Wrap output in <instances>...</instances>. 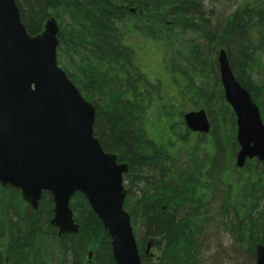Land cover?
I'll return each instance as SVG.
<instances>
[{"label": "trees", "instance_id": "16d2710c", "mask_svg": "<svg viewBox=\"0 0 264 264\" xmlns=\"http://www.w3.org/2000/svg\"><path fill=\"white\" fill-rule=\"evenodd\" d=\"M15 3L30 36L39 34L50 17L58 22V65L93 104L94 135L102 149L127 165L124 209L132 227L137 223L141 228L139 236L133 228L141 264H203L202 238L211 230V197L219 188L223 198L217 216L226 221L227 230L234 229L251 254L256 244L264 245V169L253 160L240 171L234 165V115L218 84L217 64L224 49L264 123V76L258 73L264 54V0H242L215 24L206 20L202 0ZM188 29L193 38L174 47ZM142 31L152 38L139 39L134 43L138 49L129 46ZM151 43H156L154 51ZM158 48L157 69L145 72L149 51ZM134 50L142 51V69ZM198 109L211 120L206 149L192 139L205 135L192 134L183 122L185 112ZM149 110L157 115L158 132L169 138L167 146L149 136ZM176 136L188 145L185 152L175 148ZM70 208L79 231L59 237L49 225L53 203L46 192L33 211L19 191L0 186V264H51L55 259L63 264L67 257L70 264H115L110 238L86 198L75 193ZM149 242L155 250L146 255Z\"/></svg>", "mask_w": 264, "mask_h": 264}, {"label": "water", "instance_id": "95a60500", "mask_svg": "<svg viewBox=\"0 0 264 264\" xmlns=\"http://www.w3.org/2000/svg\"><path fill=\"white\" fill-rule=\"evenodd\" d=\"M59 26L46 20L30 36L15 0H0V186L20 192L33 211L42 194L50 195L49 224L58 236L77 234L70 199L82 194L110 238L115 264H141L124 209L127 165L105 152L94 135L95 108L57 64ZM224 99L236 124L239 150L235 166L264 162V123L258 106L234 76L224 49L217 55ZM185 126L207 134L205 110L186 112ZM150 245H148L149 248ZM254 264H264V246L254 247Z\"/></svg>", "mask_w": 264, "mask_h": 264}, {"label": "rangeland", "instance_id": "374dc122", "mask_svg": "<svg viewBox=\"0 0 264 264\" xmlns=\"http://www.w3.org/2000/svg\"><path fill=\"white\" fill-rule=\"evenodd\" d=\"M203 1V5H204V11L206 14L205 17L207 18L206 20L209 23L215 24L216 20L219 19L220 15L226 16L228 13L232 12L235 7L241 3L242 0H202ZM210 11H213V14L210 13ZM142 15V14H140ZM211 24V25H212ZM161 31H158V33ZM185 33L180 36L179 33H177L178 36V43L176 46L177 48H181V46H179V44H186L188 43L190 40V37L193 38V29H188L184 31ZM135 36H137L135 34ZM184 37V38H183ZM196 37V35H195ZM143 36H141V38L139 40V43H141V41ZM180 42V43H179ZM148 43V42H147ZM151 49L156 48V43H151ZM160 49H157V52L152 53L151 51H149V58H148V69L144 70L145 72H150V70H156L157 69V57L159 55ZM162 55H164V52H161ZM143 56V55H142ZM170 58V55L168 56ZM147 57H145V61ZM261 69L259 70L258 73H260L261 71V75L264 76V54H262L261 56ZM176 67V65H175ZM256 71V70H255ZM219 82V79H218ZM220 85V83H218ZM221 87V86H220ZM147 116H149L148 121H147V127L148 130L150 132V137L154 140H156V142L159 145H166L167 146V140L169 138H166L161 132L159 133V121L158 118L156 117L157 115L155 114V111L153 110H149L147 112ZM211 123V120H210ZM178 133H182V131ZM171 139V138H170ZM173 139L175 148L177 146V150L179 151H183L185 152V149L187 148V144H184L183 141L176 136L175 139ZM193 140H196L198 142V145H200V149L204 148H208V145L210 142V138H207L206 136L203 137H196L193 136L192 137ZM163 145V146H164ZM179 145V146H178ZM170 148H172V146L169 145ZM255 163V165L257 164V167L260 171H262V169H264V163H256L254 160L252 161ZM217 168V166H215V169ZM238 171H240L241 169H237ZM238 171H235L236 175H238ZM234 173V174H235ZM222 181L225 178V175L221 176ZM263 178H264V171H263ZM223 195H222V191L219 188L217 192L214 193L213 197H211V210L209 215L213 216L214 220L210 223L211 230H209L205 236L202 238V241H204L205 246H203L201 244V246L203 247V249L200 251V258L199 260H201V263L203 264H254L255 258H254V250H253V254L249 253L247 250L248 247H246V245L243 242H240V240H238V236L236 237L234 229L229 232L227 230V225H226V221L224 219H220L219 216H217V209L220 208V204L222 201ZM50 222V220H49ZM133 228L135 230V235L139 236L141 233V228L140 225L135 223L133 225ZM247 254H249L250 258L247 261ZM70 258L67 257L66 262H64L63 264H70ZM51 264H60V261L58 259H55L54 261H52Z\"/></svg>", "mask_w": 264, "mask_h": 264}, {"label": "flooded vegetation", "instance_id": "af4514ba", "mask_svg": "<svg viewBox=\"0 0 264 264\" xmlns=\"http://www.w3.org/2000/svg\"><path fill=\"white\" fill-rule=\"evenodd\" d=\"M138 38H134V39H131V40H129V46H134L135 48H137L136 47V45L134 44V43H137L138 42ZM133 42V43H132ZM138 49V48H137ZM140 49H141V47H140ZM135 52H134V57L137 59V58H139L140 60H139V66H140V64H141V69H142V63H141V58H142V51H138V50H134ZM141 57V58H140ZM144 70V69H143ZM198 135H201V134H198ZM237 143V142H236ZM238 150H239V146H238V144H237V149H236V152H235V156H236V154H237V152H238ZM256 163H259L256 159H253ZM260 163H263V162H260ZM157 243V241H153V244L154 243ZM150 243V242H149ZM148 244V243H147ZM147 244H146V246H147ZM160 244V243H159ZM145 250H146V248H145ZM153 250H155L154 249V247H150V249H149V251L148 252H151V251H153ZM145 252V251H144ZM150 256L152 257V253H150Z\"/></svg>", "mask_w": 264, "mask_h": 264}, {"label": "bare ground", "instance_id": "6f19581e", "mask_svg": "<svg viewBox=\"0 0 264 264\" xmlns=\"http://www.w3.org/2000/svg\"><path fill=\"white\" fill-rule=\"evenodd\" d=\"M140 34L147 39H151L152 38V33H149V31H142L140 32ZM143 96L145 97L146 94H143ZM141 97V96H140Z\"/></svg>", "mask_w": 264, "mask_h": 264}]
</instances>
